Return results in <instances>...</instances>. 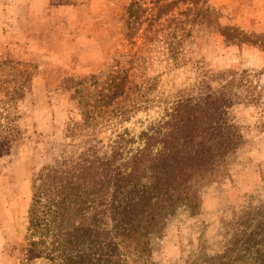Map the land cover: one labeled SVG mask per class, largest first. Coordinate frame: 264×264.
Returning <instances> with one entry per match:
<instances>
[{
    "label": "rangeland",
    "instance_id": "obj_1",
    "mask_svg": "<svg viewBox=\"0 0 264 264\" xmlns=\"http://www.w3.org/2000/svg\"><path fill=\"white\" fill-rule=\"evenodd\" d=\"M210 1L220 14L219 29L194 36L185 48L206 69L251 72L259 101L231 110L245 145L223 175L200 188L197 213L178 205L162 213L151 249L141 253L133 241L120 243L119 264H221L222 255L227 256L222 264H240L233 262L231 245H240L264 223V0ZM128 3L0 0V82L12 87L17 71L26 72L25 97L12 110L23 140L0 151V264H51L24 255L31 180L43 166L89 145L80 97L95 101L118 73L139 84L159 74L149 111L156 117L178 89L199 81L191 64L166 65L159 44L127 39L122 21ZM143 116L139 111L127 121L104 124L90 144L109 154L116 133L126 127L138 134Z\"/></svg>",
    "mask_w": 264,
    "mask_h": 264
},
{
    "label": "trees",
    "instance_id": "obj_2",
    "mask_svg": "<svg viewBox=\"0 0 264 264\" xmlns=\"http://www.w3.org/2000/svg\"><path fill=\"white\" fill-rule=\"evenodd\" d=\"M219 17L210 0H129L122 21L127 39L159 44L166 65L191 64L199 81L178 89L156 117L149 111L159 74L139 84L118 73L108 78L106 92L95 101L78 99L89 145L76 156L43 166L31 180L24 236L27 261L119 264L120 243L133 241L141 253L151 249L162 213L176 205L198 212L200 188L223 175L245 145L231 110L255 104L261 96L250 71L206 69L198 57L188 55L186 43L219 29ZM25 76L17 71L12 87L0 82L1 152L23 140L12 110L25 97ZM139 111L145 113L139 133L126 127L118 131L109 154H100L96 144H90L95 129L127 121ZM257 229L239 247L231 245L237 254L233 262L264 264V223ZM226 257L222 255L223 262Z\"/></svg>",
    "mask_w": 264,
    "mask_h": 264
}]
</instances>
